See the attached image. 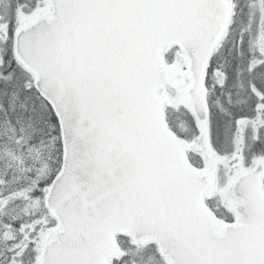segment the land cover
Wrapping results in <instances>:
<instances>
[{"label": "snow or ice", "instance_id": "obj_1", "mask_svg": "<svg viewBox=\"0 0 264 264\" xmlns=\"http://www.w3.org/2000/svg\"><path fill=\"white\" fill-rule=\"evenodd\" d=\"M0 264H264V0H0Z\"/></svg>", "mask_w": 264, "mask_h": 264}]
</instances>
